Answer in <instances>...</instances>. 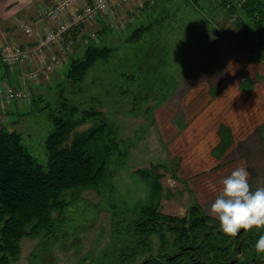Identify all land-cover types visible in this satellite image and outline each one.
Here are the masks:
<instances>
[{
	"label": "rangeland",
	"instance_id": "1",
	"mask_svg": "<svg viewBox=\"0 0 264 264\" xmlns=\"http://www.w3.org/2000/svg\"><path fill=\"white\" fill-rule=\"evenodd\" d=\"M203 5L204 2L200 1L199 6L202 9L200 13L188 5L186 0L158 1L154 7L155 20L151 22V31L144 35V40L141 41L143 47L137 45L129 48V45L123 42L124 37L129 36L137 27L133 25L135 23L129 24L122 32L118 29H110L107 32L104 39L118 51L116 57L110 60L109 70L100 72L101 80L105 78L111 83L114 72L118 73L122 68L128 70L127 58L138 63L141 61L140 58H144L142 54L151 53L153 58L150 57V63L144 65L146 71L142 69L141 77L135 82L145 86L151 82L152 87L146 90H128L127 94H119L113 88L108 96L110 98L113 96V99L109 102L103 100L100 105H96V109L105 114L111 122L116 123L117 130L113 142L116 149H113L107 162L106 185L99 191L87 189L74 192L73 196L70 190H64L60 198L70 204L59 223L61 234L52 241L51 237L32 239V248L31 245H27L28 248L24 246L15 264H139L140 257L121 262L117 259L119 249L116 244L113 246L114 227L117 220L132 217L133 212L147 202L151 193L150 181L154 178V173L161 176L159 209L162 213L180 218L188 206L197 203L204 214L212 216L210 206L222 187L220 181L231 173L220 175L211 171L208 175L206 173L194 175L181 168L180 160L172 157L175 149L173 146L176 145L174 139L181 136V132L176 131L179 126H172L171 122L172 112L180 118L175 123H181L182 118L180 111L175 109L171 111L173 106H178L177 98L174 101L169 99L176 90L159 88L161 83L168 82L171 85L187 70L201 66L202 59L198 53L202 50L204 37L210 30H216L213 15ZM90 29L94 31L97 42L100 41V27L98 29L86 27V31ZM85 33L79 35L80 43L83 38L89 36ZM261 33L264 34V31ZM78 45L80 44L73 49L76 56H80L83 50L82 46ZM253 51H256V48ZM95 70L88 74V78L92 81L94 79L96 85L100 78ZM146 74L148 75L145 77ZM0 80L24 88L16 79L4 76ZM63 80L62 73H55L50 82H39V89L32 88L31 96L42 97L44 103L54 105L60 88L56 86ZM64 86L68 92L69 87ZM98 88L99 86L88 88L89 94H95L94 90ZM134 92L138 96V101L135 102L132 101L136 96ZM121 97L129 100V103H119L118 98ZM29 103L30 101L19 103L17 114L14 101L7 107L4 105V109H0V127L7 126L18 131L22 137V144L45 168L47 159L44 140L51 130V125L46 114L37 111L36 106ZM131 104L134 109L129 113L127 110ZM41 105L42 103L38 106ZM136 113L137 116L134 115ZM126 114L135 117L131 118ZM90 124L88 122L80 125L75 131L84 130ZM113 130L115 133V128ZM182 146L180 143L177 149H181ZM157 163H161L162 166L154 172L153 165ZM232 167L233 165H230L228 169ZM255 170L256 167L249 176V179L252 178L254 181L253 184L249 183L253 191L257 187H264V175ZM167 236L170 237V233H167ZM156 244L157 238L153 235V248Z\"/></svg>",
	"mask_w": 264,
	"mask_h": 264
},
{
	"label": "trees",
	"instance_id": "2",
	"mask_svg": "<svg viewBox=\"0 0 264 264\" xmlns=\"http://www.w3.org/2000/svg\"><path fill=\"white\" fill-rule=\"evenodd\" d=\"M211 1L215 5L214 8L228 15L229 20L235 11L238 17L234 24L238 28L240 11L257 32H262L264 0H246L240 5H238L239 0ZM226 4L229 5L228 8L225 7ZM103 20L106 21L104 18L99 20L102 22L99 32L100 41L77 43L82 46V53L80 56L69 57L62 71L64 80L56 86L60 88L54 105L49 102L44 103L42 97L30 96L29 104L36 106L37 111H43L51 125V130L44 140L46 167L44 168L22 144V137L18 131L7 126L0 127V264H15L21 253L23 239L49 237L51 241L57 239L61 234L59 223L70 204L60 198L64 190H70L73 196L74 192L87 189L99 191L106 185L108 178L106 167L110 154L116 149L113 142L117 130L116 123L111 122L95 107L103 100L109 102L113 99V96L108 97L113 88L119 94H127L128 90H146L151 86V82L146 86L135 82L141 77V70L146 71L144 65L150 63L151 53L142 54L144 58H140L141 61L138 63L127 58L128 70L122 68L120 72H114L111 83L105 78L101 80L100 72L109 70L110 60L116 57L118 51L114 45L104 39L110 28L107 21ZM151 27V22L137 26L129 36L124 37L123 42L128 44L129 48L137 45L143 47L141 41L144 40V35L151 31ZM92 70L97 71V76L100 78L99 82L96 81L99 88L94 90L95 94H89L88 89L97 87L94 79L92 81L88 78ZM64 85L69 87L68 92ZM170 86L168 82L161 83L159 88L170 90ZM118 100L119 103H129V100L122 97ZM136 100L138 101L137 94L134 99L132 98L133 102ZM40 103L42 105L38 106ZM14 104L17 114V107H20V104L17 102ZM133 109L134 106L131 104L127 111L130 113ZM126 115L133 118L137 113L133 117ZM88 122L91 124L86 129L75 131L77 127ZM12 123L14 124V120ZM161 166V163L154 164V172ZM153 177L150 181L151 193L147 202L140 205L133 212L132 217L120 218L115 224L113 246L115 244L118 246L117 259L120 262L132 261L144 255L149 256L153 248V235L157 238L160 252L165 251L169 246L171 238L174 248L182 247L190 240L189 230L175 225L185 222L182 217L166 215L160 211L162 187L159 178L161 176L154 173ZM200 209L197 203L189 208L188 213L192 217L190 226L201 223ZM192 232L194 238L199 237L198 233L194 234L195 230ZM167 233L171 234V238Z\"/></svg>",
	"mask_w": 264,
	"mask_h": 264
},
{
	"label": "crops",
	"instance_id": "3",
	"mask_svg": "<svg viewBox=\"0 0 264 264\" xmlns=\"http://www.w3.org/2000/svg\"><path fill=\"white\" fill-rule=\"evenodd\" d=\"M56 1L0 0V45L8 42L34 44L46 27L53 24L41 18L42 10ZM158 1L168 0H131L119 17L132 16L129 24L135 23L133 25L136 26L152 22ZM186 1L193 9L202 12L200 6L195 7ZM202 1L203 7L213 15L216 30H210L204 37L202 50L198 53L202 59L201 66L187 70L170 86L171 90L176 91L169 99L178 100V106H173L171 111L175 109L182 113L181 123H175L180 118L174 112L171 116L172 126H179L176 131L181 132V136L174 139L176 145L173 146L172 157L180 160L185 172L194 175H208L211 171L224 175L238 167H245L251 176L256 167L255 171L263 176L264 34L257 32L240 11L239 29L225 12L214 8L211 0ZM101 23L97 21L85 25L80 35L94 32L91 29L86 31V27L98 29ZM20 25L28 26L30 33H25ZM261 31H264V25ZM254 48L256 51H253ZM76 55L73 51L70 57ZM32 67L31 62L13 68L0 66V78L16 79L25 89H39L38 84L22 80L23 71ZM3 82L0 80V84ZM13 86L19 87L17 84ZM180 143L183 146L177 149ZM230 165L233 167L228 169ZM253 182L250 178L249 183ZM32 241L23 239L21 252L24 246L28 248L31 245L32 248Z\"/></svg>",
	"mask_w": 264,
	"mask_h": 264
},
{
	"label": "built area",
	"instance_id": "4",
	"mask_svg": "<svg viewBox=\"0 0 264 264\" xmlns=\"http://www.w3.org/2000/svg\"><path fill=\"white\" fill-rule=\"evenodd\" d=\"M131 0H57L51 6L43 9L41 18L53 22L32 45L5 43L0 45V66L13 68L33 63V67L23 71L22 80L29 84L49 81L55 73H60L68 63L69 57L77 44L81 28L87 24L96 23L101 18L106 19L110 29H124L132 20V16L119 17V13ZM198 7L201 0H188ZM246 0H239L238 5ZM229 7L228 4L225 6ZM238 14L233 11L230 21L234 22ZM25 33L30 28L20 25ZM241 27H239L240 29ZM97 42L95 33L83 38L82 43ZM30 90L0 84V109L12 101L29 102Z\"/></svg>",
	"mask_w": 264,
	"mask_h": 264
},
{
	"label": "flooded vegetation",
	"instance_id": "5",
	"mask_svg": "<svg viewBox=\"0 0 264 264\" xmlns=\"http://www.w3.org/2000/svg\"><path fill=\"white\" fill-rule=\"evenodd\" d=\"M190 207L188 206L182 216L185 222L175 223L177 227L189 230L190 240L182 247L174 248L170 236V244L165 251L160 252V247L156 244L149 256L140 257L139 264H264V254H257L255 251V243L260 235H264V229L241 231L232 239L219 230L218 218L204 214L202 209L199 216L201 223L190 226ZM192 230H195L194 234L198 233L199 237L194 238ZM241 254L243 261L237 259Z\"/></svg>",
	"mask_w": 264,
	"mask_h": 264
},
{
	"label": "clouds",
	"instance_id": "6",
	"mask_svg": "<svg viewBox=\"0 0 264 264\" xmlns=\"http://www.w3.org/2000/svg\"><path fill=\"white\" fill-rule=\"evenodd\" d=\"M250 173L238 167L223 178L219 194L210 206V214L218 218L219 230L235 239L241 231L264 229V187L254 191L249 184ZM257 254H264V235L255 243ZM243 261V255L237 257Z\"/></svg>",
	"mask_w": 264,
	"mask_h": 264
}]
</instances>
